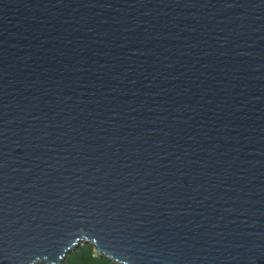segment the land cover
Instances as JSON below:
<instances>
[{
  "label": "water",
  "instance_id": "water-1",
  "mask_svg": "<svg viewBox=\"0 0 264 264\" xmlns=\"http://www.w3.org/2000/svg\"><path fill=\"white\" fill-rule=\"evenodd\" d=\"M264 264V0H0V264Z\"/></svg>",
  "mask_w": 264,
  "mask_h": 264
},
{
  "label": "trees",
  "instance_id": "trees-1",
  "mask_svg": "<svg viewBox=\"0 0 264 264\" xmlns=\"http://www.w3.org/2000/svg\"><path fill=\"white\" fill-rule=\"evenodd\" d=\"M62 264H117L107 257L98 256L90 243L79 245L75 250L70 251Z\"/></svg>",
  "mask_w": 264,
  "mask_h": 264
}]
</instances>
